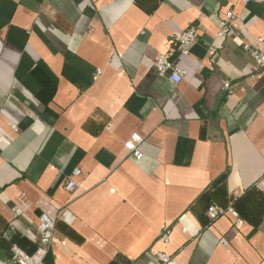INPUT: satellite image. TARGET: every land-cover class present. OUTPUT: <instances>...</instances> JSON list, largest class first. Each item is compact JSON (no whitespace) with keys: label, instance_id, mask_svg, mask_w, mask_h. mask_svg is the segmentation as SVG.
Instances as JSON below:
<instances>
[{"label":"crops","instance_id":"crops-1","mask_svg":"<svg viewBox=\"0 0 264 264\" xmlns=\"http://www.w3.org/2000/svg\"><path fill=\"white\" fill-rule=\"evenodd\" d=\"M244 46L264 53V0H0V260L39 252L44 213V264H264V75Z\"/></svg>","mask_w":264,"mask_h":264},{"label":"built area","instance_id":"built-area-1","mask_svg":"<svg viewBox=\"0 0 264 264\" xmlns=\"http://www.w3.org/2000/svg\"><path fill=\"white\" fill-rule=\"evenodd\" d=\"M245 3H248L249 0H243ZM232 19V13L228 12L225 15V22L218 33V38H221L223 34L226 32L227 28ZM198 38V31L195 27H190L180 33L175 38L176 43V52L179 56H186L192 47V45L196 42ZM244 50L249 53V56L252 61L253 69L264 75V53L258 50H253L244 46ZM210 52H214L213 49H210ZM153 67L156 70V73L163 77L167 76L169 80L178 84L183 76L184 72L175 67L169 59L165 55H159L155 61L153 62ZM223 92L226 96L230 95V85L225 83L223 85ZM142 143V138L137 134H132L128 141L123 144V147L126 151L133 157L134 160L140 161L142 158V153L140 152L139 146ZM80 174L79 170H75L73 172L74 176H78ZM76 188V183L69 179L65 185L64 189L66 191H72ZM230 214L235 219V226L239 227L242 225V222L239 220L237 214L233 212L231 209H227L226 211H221L216 207H211L207 210V217L210 221H215L224 214ZM54 229L55 223L54 219L49 217L47 214H40L37 218L36 230L38 233V241L41 249L39 252L28 255L20 250L18 247H13L11 249L10 257L6 260H0V264H44V257L47 250L52 246L54 242ZM160 242L166 244L169 242V232L165 231L160 235ZM136 264V263H132ZM142 264H177L174 256L168 255L164 252H151L150 258L145 263Z\"/></svg>","mask_w":264,"mask_h":264}]
</instances>
